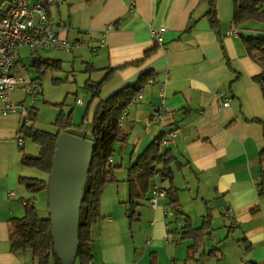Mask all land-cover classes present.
<instances>
[{"label": "crops", "instance_id": "crops-1", "mask_svg": "<svg viewBox=\"0 0 264 264\" xmlns=\"http://www.w3.org/2000/svg\"><path fill=\"white\" fill-rule=\"evenodd\" d=\"M11 1L5 4L0 0V17ZM215 1L218 27H213L206 15L209 5L205 0H67L53 11L69 24L66 35L70 40L96 45L101 31L113 26L96 54L81 46L72 53L49 50L57 53L53 58L38 56L59 60L61 67L66 60L59 53L71 58L67 61L70 74L67 70L65 78L63 73L51 77L53 84L47 94L52 99H44L42 81L48 71L38 79L43 90L39 96L45 104L67 98L68 111L73 94H77L75 126L63 132L72 133L70 130L78 127L72 134L91 140L88 127L102 99L135 82L143 72L151 71L154 80L148 81L142 98L132 102L121 117L127 137L115 144L111 159L121 166L116 172L119 182L106 185L103 191L101 218L92 230L94 264H264V198L258 190L264 157V93L255 79L264 69L249 55L243 41V36L264 35V23L245 22L237 25L239 36H229L234 0ZM152 26L167 28L163 43L152 38ZM22 59L20 52L16 66ZM109 70L114 73L100 97L92 98L90 93L87 103L78 97L87 80L100 81ZM17 90L25 92V86L18 85ZM218 92L230 98L229 106L221 104ZM12 98L30 101L26 92L22 98ZM36 108V127L57 132V128L52 131L38 124L54 126L59 111L53 113L51 107L38 103ZM162 108L167 111L156 116ZM0 117V264H38L31 250L13 251L10 240V220L23 217L25 199L37 200L39 194L28 192L19 183L22 176L32 177L25 175L22 151L32 155L36 151L33 146L26 147V138L20 146L14 136L18 134V114ZM171 130L179 133L162 149H170L178 160L172 165L178 210L170 204L169 196L160 200L156 209L149 205L153 186L170 187L158 177L140 201V219L130 223L125 204L129 197L127 169L156 136ZM38 178L49 180L47 174ZM10 191L14 194L9 195ZM165 207L178 213L167 218ZM47 211L48 216L49 205ZM208 211L213 216L211 229L195 259L214 247L218 252L200 261L189 260L194 240L182 237L186 220L199 228ZM174 220L178 224L172 226L180 237L169 240L166 224Z\"/></svg>", "mask_w": 264, "mask_h": 264}, {"label": "trees", "instance_id": "trees-1", "mask_svg": "<svg viewBox=\"0 0 264 264\" xmlns=\"http://www.w3.org/2000/svg\"><path fill=\"white\" fill-rule=\"evenodd\" d=\"M205 1L209 5L206 15L212 26L218 27L216 1ZM248 21L264 23V0H234V23L240 25ZM243 41L249 55L264 69V35L243 36ZM34 67L38 74L35 80H38L48 70L61 69V64L59 60L38 57L34 61ZM113 73L114 70L107 71L103 79L97 82L91 79L87 80L85 89L92 94V98L100 97L104 84L112 77ZM151 75V71L143 72L135 82L113 92L97 105L93 120L88 127L94 146L81 199L78 246L75 261L71 264H75L76 261H79V264H94L92 230L101 216L100 205L103 191L106 185L119 182L116 172L121 169V166L113 164L111 159L115 153V144L125 141L127 137L121 126V117L134 98L146 86ZM255 79L264 93V70L255 76ZM74 96L77 99V94ZM51 105L59 108L54 123L58 129L57 132L42 130L36 125L21 130L26 137L32 139L40 147L38 155H30L23 150L22 165L40 170L48 177L53 170L59 137L64 133V130L75 126L74 108L71 107L66 111V107L69 106L67 98L60 103ZM166 134V132H162L156 136L127 169L129 197L125 204L127 206L126 215L130 223L140 219L137 212L140 201L147 197L152 181L158 177L170 183V187L167 189L170 204L178 210L177 189L174 186L175 175L172 167L178 160L170 149L165 151L162 149V140ZM262 155H264V151ZM262 160L263 167L258 190L260 197L264 198V157ZM19 183L34 195L41 192L49 193L48 178L22 176L19 178ZM212 221L213 216L210 211L199 228H194L190 219L186 220V232L182 237L194 240V244L189 246V260L200 261L204 257L216 256L218 250L214 247L208 252H203L199 259H195V255L204 246V240L209 234ZM10 240L13 251L31 250L34 258L38 260V264H51L52 258L54 264H64L63 259L56 251V238L51 214L47 217L40 216L35 204V197L25 199L23 217L10 220ZM247 249H250L249 246Z\"/></svg>", "mask_w": 264, "mask_h": 264}, {"label": "built area", "instance_id": "built-area-1", "mask_svg": "<svg viewBox=\"0 0 264 264\" xmlns=\"http://www.w3.org/2000/svg\"><path fill=\"white\" fill-rule=\"evenodd\" d=\"M66 3L67 0H12L9 8L0 17V115H19L20 133L17 142L20 146L25 143V137L21 130L34 124L37 117L36 104L39 95L43 91L41 82L31 79L30 87H25V92L30 96V103L15 101L12 98V92L18 85L26 82L24 78L18 79L14 73L21 49L29 48L34 51L58 50L72 53L76 48L86 46L96 54L105 45L107 34L113 27L110 25L101 31L96 45L82 40H70L66 35L70 29L69 24L57 18L53 13ZM166 31L165 26H152L150 28L152 38L158 43H163ZM240 34L241 30L235 23L227 31L229 36H239ZM153 82V78L150 77L149 83ZM142 96L143 91L134 98L133 102H138ZM217 96L223 106L230 105V98H226L222 92H218ZM78 102H82V100L79 99ZM165 111L167 109L162 108L155 115L158 116ZM178 133V130L167 132L162 144H168L171 139L177 137ZM13 194L14 191L9 192V195ZM167 197V189L155 185L148 198L149 205L156 209L159 207L160 200ZM163 212L167 218L178 213L168 207H165ZM173 222L178 224L176 220L168 221L166 224L169 240L180 237V233L176 232L172 226Z\"/></svg>", "mask_w": 264, "mask_h": 264}, {"label": "water", "instance_id": "water-1", "mask_svg": "<svg viewBox=\"0 0 264 264\" xmlns=\"http://www.w3.org/2000/svg\"><path fill=\"white\" fill-rule=\"evenodd\" d=\"M93 146V141L67 132L62 133L57 142L48 180V201L56 251L64 264L75 261L81 199Z\"/></svg>", "mask_w": 264, "mask_h": 264}, {"label": "rangeland", "instance_id": "rangeland-1", "mask_svg": "<svg viewBox=\"0 0 264 264\" xmlns=\"http://www.w3.org/2000/svg\"><path fill=\"white\" fill-rule=\"evenodd\" d=\"M5 4H7V0H5L4 2ZM4 4V5H5ZM261 24V23H260ZM21 54L23 56V59L21 62L18 63V65L15 67V75L18 79L20 78H24L26 80V82L24 84H20L21 86H25L26 88L30 87V80L37 76V70H36V67H34L32 64H33V60L34 58H37L39 55L40 56H43V57H51L53 58L55 55L57 56V53L56 52H53V51H43V50H40L38 52V54H35L32 52L31 49L29 48H23L21 49ZM59 55H62L64 56V59L66 60L65 61V67H61V69H53V70H48V74L47 76H45V78L43 79L42 83H43V86H44V90H45V96H44V99L45 100H50L52 98H50V96L47 94L48 93V86L50 84H53V82L51 81L52 80V76H57L58 74H62L63 73V78H65L66 74L67 73L66 71L68 70V74L69 73V64H68V60H71V58L69 56H65L63 53H59ZM69 57V58H68ZM69 66V67H67ZM63 69V70H62ZM63 83V82H62ZM23 95L25 96V92L24 90H17V91H13L12 92V96L14 98H19V97H23ZM68 97V96H67ZM78 97H81V98H84L86 100V103L89 102V100L91 99V95H90V92L87 91L85 89V85H84V88H80V91H79V94H78ZM75 96L73 94L72 98H71V104H73V106H75ZM65 99V98H64ZM31 101V100H30ZM29 101V103H30ZM63 101V100H62ZM38 106L44 104L46 106H49L53 109V113H57V111H59V108L57 107H54L52 106L50 103L49 104H45V102H43V99L41 96L38 97ZM72 106V107H73ZM67 108V107H66ZM37 113L39 114V111H37ZM45 114V113H43ZM43 114L41 115V117L43 116ZM11 115V114H10ZM57 117V116H56ZM1 118V117H0ZM7 118H10V117H7ZM37 118V117H36ZM38 119V118H37ZM37 119L34 121V124L33 125H36L37 126ZM41 120V119H40ZM56 120V119H55ZM55 123V122H54ZM78 124V123H77ZM76 124V125H77ZM38 126L40 127H47L48 130H52V131H55L56 130V126L54 125H47V126H44L42 124H38ZM19 127H20V123H18V134L15 133V138H18V135L20 133L19 131ZM77 128H73L71 129L70 131L72 133H77ZM23 133V132H22ZM70 133V134H72ZM24 135V133H23ZM74 135V134H73ZM24 137L26 138V147L28 148L29 146H33L35 148V151H36V155H38L37 153H39L38 151L40 150L39 149V145L37 143H35L32 139L26 137L24 135ZM16 140V139H15ZM121 143V142H120ZM30 154V153H29ZM32 155V154H30ZM26 171V174L27 176H32V177H44L45 173H43L42 171L40 170H37V169H34V168H27L25 169ZM35 204L39 210V213H40V216L42 217H47V214H48V211H47V207H48V201H47V193L46 192H43V193H39L37 195V200H35ZM101 218V216H100ZM76 264H79V261H77Z\"/></svg>", "mask_w": 264, "mask_h": 264}]
</instances>
